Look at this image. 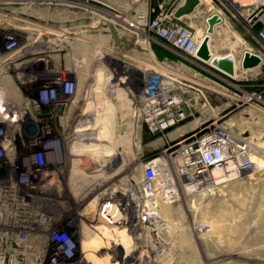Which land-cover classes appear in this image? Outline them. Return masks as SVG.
I'll use <instances>...</instances> for the list:
<instances>
[{
  "label": "rangeland",
  "instance_id": "1",
  "mask_svg": "<svg viewBox=\"0 0 264 264\" xmlns=\"http://www.w3.org/2000/svg\"><path fill=\"white\" fill-rule=\"evenodd\" d=\"M179 1L0 0V33L10 34L16 40L21 37H30V34H33L31 30L39 34L53 32L57 35L67 36V33H70L69 38L74 41H78L82 36H86L87 40L99 38L97 47H86L85 60L95 66L86 68V77L98 81L99 85L88 86L90 90H87L85 95L86 111L83 117L86 118V126L91 125L96 129L94 132L96 136L101 135L109 124L111 128V140L107 138L104 142L103 140L97 142L98 145H107L111 149L109 154L102 152L103 160H99L102 165L92 163L95 159L93 158L91 161L92 154L90 156L89 154L83 155L86 168L90 169L86 170L87 177L94 178L92 183L86 179L88 184L84 196L78 195L77 189L80 184L85 186L86 182L81 178L75 183L72 182L74 179L69 176L76 162L71 157L67 158L66 173L62 171L66 177L64 182L66 181L67 184L70 181L69 187H67L69 197L65 202V209L60 206L64 202L60 195L62 185L60 182L62 183V181L57 180L56 185L52 189L49 188L52 179H47L46 170L41 176H37L33 182L34 186H20V181L11 178L0 179V193L4 189V196L1 198L2 205L6 204L9 214L16 216V218H10L11 222L8 221V225H2L0 222V233L9 234L10 237L0 236V262H3L1 258H4L5 264H13L17 257L21 258L24 255L27 260L32 254L25 249L32 246L38 257L34 254L36 258H33V262L35 264H140L148 257L151 261H149L150 264L179 263L174 254V208L179 210L180 207L182 216L190 218L189 205L192 204V198L188 196H183L181 205H166L162 208V217L170 223V226L167 231L161 234L162 241H156L158 244L152 239L146 241L138 234L139 232L132 233L126 227L108 224L107 228L103 226L104 229H100L95 226L96 220L104 222L100 217H96L99 196L102 195L103 201H117L121 211L124 208H126L125 210L130 209L131 195L140 189L144 164L174 150L170 149L173 144L169 146L165 138L153 135L145 127H140L138 98L141 86H139V82L142 78V70L152 76L160 69L159 66L173 64V62H177L178 58L188 62L189 58L167 46L150 30L139 32L130 24L136 25L140 15L145 13H149V19L153 20L157 12L160 10L172 11ZM199 19L198 17L196 22H199ZM32 43L30 41L28 44ZM47 56H55L59 59H54L55 63L53 62L48 69L38 67L36 71L34 70L38 82L35 86L28 84L33 89L37 88L44 80L55 77L61 72L68 71L73 79L77 77L76 68L63 66L60 61L63 58H67V61L76 59L77 56L73 51L65 52L62 48L54 47L49 52L40 55V58L48 59ZM32 70L30 68L22 69L26 74L28 73V75L22 76V86L26 87L24 85L27 84L26 77L30 78L34 74ZM30 71L32 75H30ZM255 82L264 86L263 81ZM249 83L252 82L227 81L226 83L221 82V85L227 86L231 91L243 97L248 91L246 85ZM70 87L72 89V86ZM119 92L124 93L123 97L117 96ZM220 98L218 103L228 106L229 101ZM45 102L44 99L42 102L33 96L20 102L24 114L22 123L31 126V130L28 133L26 131L18 133L21 138L18 140L23 143L24 149L16 155L17 160L18 158L23 159L24 152L30 151L27 148L28 141H37L39 145L37 148L40 150L41 146L46 145L45 141L49 137L60 138L65 135V130H62L61 126L62 121L67 118L65 115H68L69 110L71 114L72 110L78 108L76 105L75 109L72 108L76 100H71L67 108L60 107L54 110L46 107ZM233 104H229L230 106L224 113L226 120L234 119L237 114L239 115L244 112L242 110L249 107L246 105L236 108ZM262 105L264 106V94ZM94 111H96V117L86 116V113H94ZM52 112L54 116L51 114ZM88 117H91L89 119L91 122L87 120ZM77 118L70 116V124L72 125ZM90 132L93 134L91 130ZM49 133L50 135H47ZM67 141H75V132L70 131L66 134V143ZM262 141L260 147L264 150V138ZM64 151L68 153L66 147ZM13 158L9 160L13 161ZM38 158V156H34L32 159L25 160L29 164L32 163L31 161L37 164V162H41ZM261 164L264 166V162L261 161ZM30 165L23 164L21 168L27 169ZM106 168L107 172L104 174ZM96 171H99L98 174ZM98 175L110 177L102 185L95 187ZM257 177L251 182L256 185L255 187L264 190V175ZM22 181H28V177H23ZM15 200L18 202L16 203ZM19 200L23 201V206ZM197 200L199 199H193L195 201L193 215L197 219L206 220L204 211L196 203ZM116 215L118 218L122 217L120 211ZM47 220L51 222L49 226L43 224ZM110 228L111 232L114 230L112 234L109 233ZM122 233H125L126 236ZM21 239L28 240L29 244L21 245ZM64 242L65 246L63 245L61 248ZM141 257L144 258L141 259Z\"/></svg>",
  "mask_w": 264,
  "mask_h": 264
},
{
  "label": "built area",
  "instance_id": "2",
  "mask_svg": "<svg viewBox=\"0 0 264 264\" xmlns=\"http://www.w3.org/2000/svg\"><path fill=\"white\" fill-rule=\"evenodd\" d=\"M198 1V6L190 15L176 17L177 11L186 3V0H180L172 11L160 10L153 20L149 19V13H145L140 15L136 25L130 24L139 32L150 30L156 38L189 59L185 62L178 58L173 64L159 66L160 69L152 76L147 73L142 76V87L138 98L139 123L153 135L165 138L169 146L173 144L170 149L174 150L144 164L140 189L131 195L130 209L123 212L117 201H103L102 195L99 196L96 217H100L104 222L96 220L95 226L100 229L103 225L107 227L108 224L126 227L132 233L139 232L138 234L146 241L152 239L158 244L156 241L161 240V234L170 226V223L162 217V208L166 205H181L183 196H188L192 198V204L189 205L190 218L185 216L184 218L189 222L190 230L197 235H212L213 226L206 220L194 217L195 201L193 199L202 200L221 186L264 175V166L261 164V161L264 162V150L260 147L264 132L256 133L250 129L236 128L226 120L225 112L218 116H206L212 109L213 97H222L229 101V104L234 103L236 108L248 105V108L242 110L244 112L253 110L264 114L262 105L264 86L249 83L246 85L248 91L242 97L227 86L221 85V82L227 81L239 83L243 73L254 70V68L244 69L247 55L260 61L258 67L264 66V0ZM198 17L199 22H196ZM35 34L39 41H43L40 42L41 49L34 52V55H42L43 52L47 53L55 47L39 33ZM67 40L74 42L69 37ZM206 40L211 56L209 61L199 57L200 49ZM145 42L148 43V41ZM31 45L36 43L27 44L26 47ZM0 46L5 51V54L0 55V63L3 66L17 61L23 50L19 48L18 40L11 35H6ZM62 50L67 48L62 47ZM47 57L42 67L45 69L50 68L48 61L59 59L55 56ZM228 57L233 59L234 75H229L214 65L215 60ZM179 66L187 71H180ZM36 69H33L32 73ZM26 82L27 85L35 86L38 82L37 74L34 73ZM76 88L75 80L66 71L44 80L37 88L35 87L34 91L37 95L36 99L42 102L44 99L46 101L44 105L54 110L69 107L70 101L74 99ZM3 95L0 89V162H12L9 159L14 157L13 161H17L16 155L19 152L11 146L18 140L16 135L20 127L26 124L22 123L24 114L20 105L21 100L6 102ZM9 108H13V111L10 112ZM29 108L31 109V105ZM203 115L205 117L202 120L200 117ZM194 122L198 124L193 128H186ZM14 127L16 128L12 130ZM6 129L13 132L6 133ZM63 129L68 134L67 127L62 126ZM170 132H176L178 137L175 140H169ZM66 134L60 138L48 136L46 145L41 146L42 149H40L47 154L37 152L30 157L32 159L38 156L39 162H47V167L56 165L55 168H62L60 173L51 177L52 182L48 186L52 189L57 180L62 181L60 195L67 193L62 203L68 201L69 197L67 192L69 182L67 184L66 181L64 182L66 177L62 172H65L64 167L68 161L63 151L66 145ZM31 142L32 148L38 150V142ZM31 162L30 165L26 160L23 161V164L30 165L24 169L27 170V174L12 178L20 181V186H34L33 182L37 176L44 173L41 162L37 164ZM13 170L14 167L12 172ZM23 177H28V181H22ZM3 190L0 193V209L9 214L8 206L2 205L3 202H1L4 196ZM15 202L17 203L18 200ZM19 202L23 201L19 200ZM65 207L66 205L63 208ZM119 211L122 216L120 218L116 215ZM14 217L16 218L15 215L9 214V218ZM63 245L65 246V242L61 248Z\"/></svg>",
  "mask_w": 264,
  "mask_h": 264
},
{
  "label": "crops",
  "instance_id": "3",
  "mask_svg": "<svg viewBox=\"0 0 264 264\" xmlns=\"http://www.w3.org/2000/svg\"><path fill=\"white\" fill-rule=\"evenodd\" d=\"M83 32L86 33V31ZM70 35L67 33L66 37L53 32L41 33V36L55 47L66 46L77 56L76 59L67 62L68 67L73 66L77 69V77L74 79L77 88L73 99L76 102L72 108L75 109V105L78 107L77 110H72L71 114L69 110L68 115H65L67 118L62 121V126L67 127L68 133L76 132L80 127L86 126V118L83 117L86 111L85 95L87 90H90L89 85H99L98 81L86 77V68L95 66L85 60L86 47H97L99 38L87 40L86 36H82L78 41L72 42L67 40ZM179 70L187 71L182 66H179ZM143 75L144 71L142 70L141 76ZM241 81L264 82V66L243 73ZM139 86L142 87V78ZM219 100H221L219 97L212 98V109L206 116H218L226 111L227 106L224 103H218ZM91 115L96 117V111L86 113V116ZM70 116L78 117L72 125L69 121ZM204 117L205 115L200 118L203 120ZM227 121L238 129H250L256 133L264 132V114L253 110L239 113L234 119H227ZM196 124L198 122L190 123L186 128H193ZM177 137L176 132H170L168 135L169 140H175ZM65 147L68 149L67 158L71 157L76 162L69 178H73L74 181L85 178L84 182H86L88 168L85 164V155L75 154V141L67 142ZM90 159L92 161L93 157ZM92 163L101 165L96 158ZM96 172L98 174L99 171ZM251 180H256V178L243 179L221 186L212 194L196 202L204 211L206 221L214 228L212 235L194 234L189 228V222L182 216L181 208L179 207V210L174 208V254L175 259L179 260L178 264H264V190L255 187L256 185ZM87 184L88 182L85 183V186L80 184V187L86 189ZM94 186L98 187V185Z\"/></svg>",
  "mask_w": 264,
  "mask_h": 264
},
{
  "label": "flooded vegetation",
  "instance_id": "4",
  "mask_svg": "<svg viewBox=\"0 0 264 264\" xmlns=\"http://www.w3.org/2000/svg\"><path fill=\"white\" fill-rule=\"evenodd\" d=\"M31 32L33 34H30V37H21L20 39H18V43H19V48L23 49L21 51V53L19 54V58L17 61L10 63L8 65L3 66L0 63V89H2L3 91V98L6 102H17L19 100H23L26 99L30 96H33L34 98H37V95L33 89L32 86H27V84H24L26 87L22 86L21 80H22V76H25L26 72L22 71V69H26V68H30V69H36V68H42L44 67V63H45V59L42 57L40 58V55H34V52H38L40 46L42 47V43L40 44V42H42L43 40H38L37 35L35 34L36 31L31 30ZM6 35H10V34H6V33H0V41H3V38ZM32 41L34 43H36V45H31L30 47H26V45ZM0 42V43H1ZM65 52H70V50H64ZM44 53V52H43ZM1 54H5V51L3 50V48L0 46V55ZM29 58V59H27ZM35 58H38L37 60H35ZM61 61V65L63 66H67V58H63ZM59 61V62H60ZM50 64V67L52 66L51 64H53L54 60L48 61ZM55 63V62H54ZM258 68V67H256ZM255 69V68H254ZM28 75V73L26 74ZM30 75L31 71H30ZM29 77H26V80ZM258 85H261L258 83ZM263 86V85H261ZM16 127H14L12 130H14ZM31 130V126L29 125H23L20 127V129L18 130L19 133L22 131H26L27 133ZM12 133L13 131H9L6 129V133ZM17 139L19 138V135H16ZM31 140L28 141V146L27 148L30 149V151H26L24 152V158L23 159H18L17 161H3L0 162V179H8V178H15L18 175H22V174H27V170L22 169V165H23V161L27 158H30L31 156H33L35 153L37 152H42L44 155H46L47 153H44L43 151L40 150H35L32 148V144H31ZM23 143L20 140H17L15 145H12L11 148L15 149L17 152L21 153V150L24 149V147L22 146ZM65 149V148H64ZM64 151V150H63ZM65 156H67V152L64 151ZM67 158V157H66ZM12 167H14V170L16 172H12ZM41 168L45 171H47V179H51V177H54L56 175V173H60L61 172V167H56V168H52V167H47V162L46 161H42L41 162ZM64 169H66V167H64Z\"/></svg>",
  "mask_w": 264,
  "mask_h": 264
},
{
  "label": "bare ground",
  "instance_id": "5",
  "mask_svg": "<svg viewBox=\"0 0 264 264\" xmlns=\"http://www.w3.org/2000/svg\"><path fill=\"white\" fill-rule=\"evenodd\" d=\"M41 35V34H40ZM64 36H66V35H64ZM67 37V36H66ZM49 38V37H48ZM53 39V38H52ZM48 41V40H47ZM56 45V44H55ZM59 45V44H58ZM62 45V44H61ZM64 48H67L66 46L64 47ZM115 95V94H114ZM123 95H124V93L122 94V92H119V93H117V96L120 98V97H123ZM91 98V97H90ZM93 99V98H92ZM11 107V106H10ZM90 108V107H89ZM93 109V108H92ZM9 111L11 112V111H13V108H9ZM91 117H88V119L87 120H89ZM80 121H81V119H80ZM83 124V123H82ZM82 126V125H81ZM88 126V125H87ZM82 126V127H80L76 132H75V143H76V147H75V154L76 155H78V156H83V155H90V154H92L91 156H93V158H96V160L97 161H99V160H103V158H102V152H107L108 154L111 152V149L109 148V146H107V145H103V144H97V142H99L100 140H103V142L108 138L109 140H111V136H110V133H111V128H110V124L107 126V128H106V130L105 131H103V133H101V135H98V136H96V134L94 133L95 132V128H93L92 126ZM92 131L93 132V134L90 132L89 133V131ZM107 157V156H106ZM105 161V160H104ZM100 162V161H99ZM106 162V161H105ZM103 163V162H102ZM101 164V163H100ZM104 164V163H103ZM84 165V164H83ZM92 165V164H91ZM102 165V164H101ZM107 165V164H106ZM105 167V166H104ZM108 167V166H107ZM89 168V167H88ZM90 170V169H89ZM88 170V171H89ZM106 172H107V168H106V170H104V174H106ZM97 176V175H96ZM109 177L110 176H108V175H101V176H99V177H97V179H96V182H97V184L96 185H102L105 181H107L108 179H109ZM76 179V178H75ZM85 179V178H84ZM87 180H91L92 182H94V178H86ZM88 181V182H89ZM90 181V182H91ZM73 183H75V181H72ZM91 182V183H92ZM102 187V186H101ZM78 191H79V194L78 195H80V196H83L84 194H85V188L84 187H79L78 189H77ZM92 191V190H91ZM81 192V193H80ZM77 195V196H78ZM61 196H63L62 198H63V200L62 201H64V196L65 197H67V193H65L64 195H61ZM72 199V198H71ZM78 202V201H77ZM66 205V203H61V205L60 206H62V207H64ZM125 209L126 208H124L123 209V211L125 212ZM50 218V217H49ZM0 221L1 222H3V223H5L6 225H7V222L8 221H10V218H9V214L7 213V211H5V210H3L2 208L0 209ZM43 224L45 225V226H49L50 224H51V222H50V220H47V222H43ZM22 226H24V224H21ZM104 226V228H105V225H103ZM103 227L101 228V229H104ZM107 228V227H106ZM113 231L114 230H112V232H111V228L109 229V233L110 234H112L113 233ZM123 235H125L126 236V234L125 233H122ZM0 236H5V238H10L9 237V234H1L0 233ZM41 239H43V237H41ZM21 241V245H26V244H29V241L28 240H26V239H21L20 240ZM25 250H28V251H30V253L32 254V255H29V259L27 258V260H26V257H17L16 259H15V262L13 263V264H35L34 262H33V258H36L37 256V254H36V251H35V249L34 248H32V246H30V247H27ZM34 254H35V256H34ZM144 256V255H143ZM145 258H147V256H144ZM144 257H141V259L142 258H144ZM38 258V257H37ZM139 258V257H138ZM2 260H3V262H0V264H5V261H4V258H1ZM22 261H26V262H22ZM150 260H149V257L147 258V259H144L143 261H141L140 262V264H150V262H149ZM11 264V263H10ZM110 264H115V263H110Z\"/></svg>",
  "mask_w": 264,
  "mask_h": 264
},
{
  "label": "water",
  "instance_id": "6",
  "mask_svg": "<svg viewBox=\"0 0 264 264\" xmlns=\"http://www.w3.org/2000/svg\"><path fill=\"white\" fill-rule=\"evenodd\" d=\"M199 1L198 0H186L185 5L180 8L177 13L176 17H182L192 14L196 7L198 6ZM199 57H201L205 61H209L211 59V56L208 51L207 47V40L203 43L200 52ZM214 65L221 69L222 71L226 72L229 75H234V63L233 59L231 57L225 58V59H217L214 61ZM260 65V61L255 58L251 57L250 55H247L244 61V69H253Z\"/></svg>",
  "mask_w": 264,
  "mask_h": 264
}]
</instances>
